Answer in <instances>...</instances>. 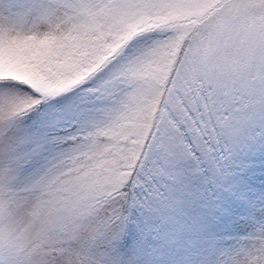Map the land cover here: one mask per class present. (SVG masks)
Here are the masks:
<instances>
[{
    "label": "snow or ice",
    "instance_id": "6c2138e0",
    "mask_svg": "<svg viewBox=\"0 0 264 264\" xmlns=\"http://www.w3.org/2000/svg\"><path fill=\"white\" fill-rule=\"evenodd\" d=\"M0 57V264H264V0H0Z\"/></svg>",
    "mask_w": 264,
    "mask_h": 264
},
{
    "label": "rangeland",
    "instance_id": "374dc122",
    "mask_svg": "<svg viewBox=\"0 0 264 264\" xmlns=\"http://www.w3.org/2000/svg\"><path fill=\"white\" fill-rule=\"evenodd\" d=\"M75 39V38H74ZM86 45V41H77L73 43V41H69L67 45L62 46V54H63V60L61 63L57 64V72L53 73L51 77H33L35 79V86H38L40 88L46 89V90H55L60 87L66 86L68 83H75L76 81L73 80L71 77L78 75L77 68L80 61V58L86 55V52H78L77 50L84 47ZM55 46V42L52 44H49L46 49V53H52V54H60L59 52H53ZM169 64H171V61H168ZM157 74L160 72L165 73V79H166V71L161 66L159 69L154 70ZM11 71H5V62L2 57H0V77L9 75ZM153 79L156 77L153 76ZM160 83H163V81H159Z\"/></svg>",
    "mask_w": 264,
    "mask_h": 264
}]
</instances>
